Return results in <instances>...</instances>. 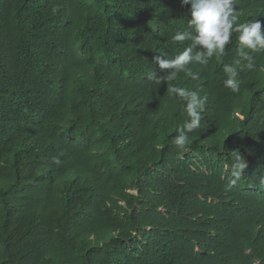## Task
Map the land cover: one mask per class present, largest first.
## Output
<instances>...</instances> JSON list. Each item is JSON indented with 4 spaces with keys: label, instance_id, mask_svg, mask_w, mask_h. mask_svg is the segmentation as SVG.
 <instances>
[{
    "label": "trees",
    "instance_id": "obj_1",
    "mask_svg": "<svg viewBox=\"0 0 264 264\" xmlns=\"http://www.w3.org/2000/svg\"><path fill=\"white\" fill-rule=\"evenodd\" d=\"M190 8L0 0V264H264V50L209 58ZM234 10L264 28V0ZM188 46L197 78L158 83ZM173 87L207 97L199 128Z\"/></svg>",
    "mask_w": 264,
    "mask_h": 264
},
{
    "label": "clouds",
    "instance_id": "obj_2",
    "mask_svg": "<svg viewBox=\"0 0 264 264\" xmlns=\"http://www.w3.org/2000/svg\"><path fill=\"white\" fill-rule=\"evenodd\" d=\"M183 4H190L191 20L189 24L195 28L196 35L194 37L195 44L201 45L206 50V55L211 58L213 55H224L225 48L230 43L233 31L239 32L240 49L239 53L242 57L250 59L249 52L264 50V28L262 23L255 19L245 23L238 24V14L234 10L235 0H182ZM189 38L186 31L178 32L174 39L183 42ZM193 48L188 46L173 59H163L156 56L154 59L160 69L172 70L164 76L157 73L154 78L158 83L162 81H170L176 79L178 73L186 72L191 78L196 79L197 75L188 69L192 57ZM199 56L196 59L199 60ZM207 60L204 61L207 64ZM239 63V62H237ZM253 65L249 63L247 67ZM228 79L224 82L225 86L233 92H239L238 69L232 65L224 66ZM172 93L181 97L185 102L184 110L186 111L189 121L185 124V129L191 132L200 127L202 113L205 111L207 97H201L197 91H188L185 88L173 87L170 89ZM188 142V137L184 130L175 138V144L178 148L183 149ZM235 162L232 166V174L235 177L231 181V185L236 183L243 170L246 168V162L241 155L234 151ZM59 163V160H55Z\"/></svg>",
    "mask_w": 264,
    "mask_h": 264
}]
</instances>
